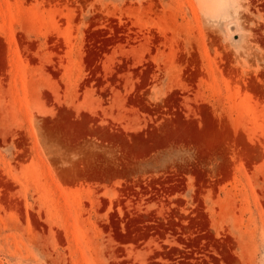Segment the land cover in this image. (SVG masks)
Instances as JSON below:
<instances>
[{
  "label": "rangeland",
  "instance_id": "rangeland-1",
  "mask_svg": "<svg viewBox=\"0 0 264 264\" xmlns=\"http://www.w3.org/2000/svg\"><path fill=\"white\" fill-rule=\"evenodd\" d=\"M0 264H264V0H0Z\"/></svg>",
  "mask_w": 264,
  "mask_h": 264
},
{
  "label": "bare ground",
  "instance_id": "bare-ground-1",
  "mask_svg": "<svg viewBox=\"0 0 264 264\" xmlns=\"http://www.w3.org/2000/svg\"><path fill=\"white\" fill-rule=\"evenodd\" d=\"M231 25V24H230Z\"/></svg>",
  "mask_w": 264,
  "mask_h": 264
}]
</instances>
